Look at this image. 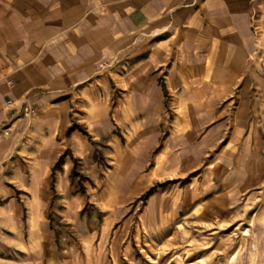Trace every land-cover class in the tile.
Masks as SVG:
<instances>
[{
  "label": "rangeland",
  "instance_id": "1",
  "mask_svg": "<svg viewBox=\"0 0 264 264\" xmlns=\"http://www.w3.org/2000/svg\"><path fill=\"white\" fill-rule=\"evenodd\" d=\"M229 81L162 84L160 118L94 86L0 121V264H264V67Z\"/></svg>",
  "mask_w": 264,
  "mask_h": 264
},
{
  "label": "crops",
  "instance_id": "2",
  "mask_svg": "<svg viewBox=\"0 0 264 264\" xmlns=\"http://www.w3.org/2000/svg\"><path fill=\"white\" fill-rule=\"evenodd\" d=\"M261 65L264 0H0V121L52 99L66 116L94 86L104 114L160 118L162 84L183 99Z\"/></svg>",
  "mask_w": 264,
  "mask_h": 264
}]
</instances>
